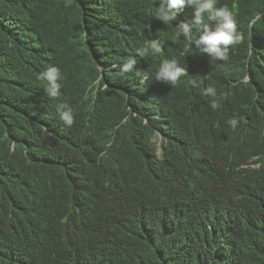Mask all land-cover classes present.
Instances as JSON below:
<instances>
[{
    "label": "clouds",
    "instance_id": "1",
    "mask_svg": "<svg viewBox=\"0 0 264 264\" xmlns=\"http://www.w3.org/2000/svg\"><path fill=\"white\" fill-rule=\"evenodd\" d=\"M189 8L193 10L194 22L178 16ZM148 11L153 20H161L169 26L178 23V29L166 28L159 35L146 36L145 22L137 18L134 28L122 31L106 55L100 52L94 55L96 65L84 64L79 68L70 88L77 96L76 105L91 110L84 113L86 123L78 122L76 105L61 101L38 106L29 113L27 124L19 127L25 128L20 136L27 140H20L16 129H12L14 136L9 140L0 132V137L3 136L0 162L10 160L13 163L0 167L13 166L18 170V173L12 171V176L0 174V264H74L81 259L79 253L83 254L82 244L75 238L88 239L92 244L100 241L111 253L127 252L131 239L123 233L131 234L132 223L120 202L122 187L114 188L111 176L122 181L125 172L136 171L148 183L152 175L157 174L171 186L200 190L211 171L209 154L202 142L205 131L223 133L231 127L235 129L238 124H259L264 139V105L261 103V95L264 94V39L256 64L263 72L262 77L251 81L249 62L254 53L251 30L248 35V73L237 81L226 63L246 36L237 30L234 13L226 5L219 6L217 0H155V6ZM197 26L201 30L198 38L192 31ZM84 35L89 43L87 29ZM179 35L187 43H194L197 49L189 44L178 45L176 39ZM104 60L109 66L106 74L111 76L110 80L105 76ZM220 68H227L230 79H219L217 72ZM38 79L45 81V93L49 98L61 95L64 82L59 67L46 68ZM241 82L247 86L238 90L237 85ZM16 84L17 80H13L10 86L12 93L16 92ZM152 100L155 102L153 106ZM98 103L103 108H98ZM176 104L181 107L178 108L176 124H173ZM253 108H257V113L247 111ZM101 113L105 116L95 122ZM162 114L166 116L163 118ZM123 117L124 120L116 122ZM49 121L54 125L51 126ZM38 126L49 130L44 140L51 135V143L44 147L40 139L42 131L37 137L35 133H29L40 130ZM62 128L66 132L59 133ZM183 128L188 129L184 131ZM253 130L257 132L255 128ZM106 136L112 141L106 147L112 145L115 153H98L100 161L95 163L86 147H101V139ZM59 137L63 139L62 152L55 154L52 143ZM165 141L170 146L158 149V144ZM196 150L198 152L194 153ZM149 152L151 154H147ZM29 154V160L40 157H35L37 161L30 164L22 158ZM64 160L69 164L66 165L69 172L71 164L78 167L77 178L71 176L69 180L61 181V173L55 174ZM135 161L142 162L139 169ZM262 163L258 161L243 167L255 169ZM37 166L46 174L45 177L34 174L29 177L27 172L24 173V169ZM63 169L62 166L60 170ZM39 181L44 183L40 190L35 188ZM80 194L84 199H77ZM96 201H101V204ZM97 205L105 207L97 210ZM90 208L92 210H88ZM263 208L264 204L259 200L241 211L240 216H232L230 212L234 210L224 204L211 207V210L222 216L227 225L236 226L242 222L253 226L259 223ZM172 209L189 214L187 223L197 216L204 217L200 200H189L180 206L174 204ZM244 213H247V218L243 217ZM87 218L91 225L80 230ZM105 220L109 221V226L104 231L102 223ZM21 228L33 230V236L23 237ZM235 232L238 237L246 236L245 242L256 236V230ZM91 246L85 244L84 247Z\"/></svg>",
    "mask_w": 264,
    "mask_h": 264
},
{
    "label": "trees",
    "instance_id": "2",
    "mask_svg": "<svg viewBox=\"0 0 264 264\" xmlns=\"http://www.w3.org/2000/svg\"><path fill=\"white\" fill-rule=\"evenodd\" d=\"M217 4L232 10L237 30L246 36L236 52L231 53L226 67L237 81L247 75L248 35L252 30L254 53L249 62L250 75L252 82L259 79L263 72L256 64L264 39V0H217ZM154 6L155 0H0V132L6 134L9 140L13 137L10 131L12 125L15 126L14 123L19 120V126L15 127L25 126L29 113L38 106L61 101L76 105L77 96L70 86L79 68L84 64L96 65L94 55L97 52L106 55L122 31L134 28L137 18L145 22L146 36L159 35L166 28H177L178 23L169 26L161 20H153L148 10ZM186 15L187 19H192L193 10L187 9ZM178 16L181 17L180 13ZM85 29L88 30L89 43L84 35ZM199 29L197 26L192 31L195 35L197 32L201 34ZM176 43L189 44L182 35L178 36ZM189 45L197 49L194 43ZM103 63L105 76L110 80L111 76L106 74L109 71L107 60ZM50 66L61 69L64 82L61 95L55 99L46 95L45 81L38 79L39 74ZM227 68L218 70L219 79H230ZM13 80H17L15 93L10 90ZM246 86L241 82L237 89ZM261 103L264 105V94L261 95ZM99 107L103 108L102 104L98 103ZM179 107L180 104L175 105L173 124L179 116ZM74 108L79 114L78 122L86 123L84 113L88 114L91 110ZM247 111L257 113L258 110ZM104 116L99 114L95 122ZM124 119L119 118L116 122ZM2 139L3 136L0 141ZM202 142L208 151L211 168L202 189L174 187L157 174L145 183L139 172H125L120 202L125 204L123 207L132 223L131 234L123 233L131 239L127 252L111 253L100 241L92 244L88 239L75 238L82 244L83 254L79 253L81 259L74 264H264V208L259 223L253 226L242 222L236 226L227 225L222 216L211 210V207L224 204L241 212L250 208L253 202L260 200L264 204V139L261 126L238 124L235 129L231 127L223 133L205 131ZM210 147L216 148L217 154H213ZM22 158L30 164L34 163L29 156ZM258 161L263 162L259 168L243 167ZM6 162L12 164L10 160ZM24 172L28 176H46L38 166L24 169ZM58 173L62 175L61 181L71 177L67 169ZM43 185L39 181L35 188L40 190ZM31 192L35 193L34 190ZM189 200L201 201L204 217L197 216L187 223L189 214L171 208ZM108 226L109 221L105 220L103 230H107ZM240 229L246 232L256 230V236L247 242L246 236L232 237V233ZM22 235L29 238L33 236V230H25ZM85 244L92 246L85 248Z\"/></svg>",
    "mask_w": 264,
    "mask_h": 264
},
{
    "label": "bare ground",
    "instance_id": "3",
    "mask_svg": "<svg viewBox=\"0 0 264 264\" xmlns=\"http://www.w3.org/2000/svg\"><path fill=\"white\" fill-rule=\"evenodd\" d=\"M180 15L181 16H183V17H187V15H186V12L184 11V13L183 14H181L180 13ZM192 21L194 22V18H192ZM200 35V33H196V36H197V38H198V36ZM210 74H208V76H209ZM211 78H212V76H211ZM210 80H212V79H210ZM114 84H116V85H118V86H124V85H120V84H118V83H114ZM125 87V86H124ZM123 87V88H124ZM181 88V87H180ZM182 89H184L185 90V88H182ZM78 98H80V97H78ZM153 105H155V102H154V100H152V106ZM77 107H79V105H76ZM26 108H27V106H26ZM200 108H202V104L200 105ZM163 118L166 116L165 114H162L161 115ZM37 118V117H36ZM44 119H45V117H44ZM44 119H43V121H44ZM35 121V120H34ZM164 121V120H163ZM38 122H39V120H38ZM41 122V121H40ZM50 122V121H49ZM15 124V126H19V120L17 121V122H15L14 123ZM50 124H51V126H53L54 124L53 123H51L50 122ZM194 125V124H193ZM14 125H12V128H14V129H16V134H18L19 135V139L20 140H27V139H25V138H23V137H21L20 136V134L23 132V130L25 129V128H16ZM12 128H10V131H11V133L13 134V136H14V132L12 131ZM38 129H40V130H36L35 132H29L30 134H36V137H37V134H39V131H42V133H43V136H41V140H42V142H43V147L44 146H46V145H48V144H50L51 142H50V138H51V135H49L48 137H47V139L46 140H44V136L46 135V134H48V131L49 130H47V129H45L43 126H38ZM163 129H166V127L165 128H163ZM184 129V131L185 130H187L188 128H183ZM63 130H65L64 128H62L61 130H60V132L59 133H61V132H66V131H63ZM67 134H65V136H66ZM64 137V136H63ZM107 137V139H101V141H102V146L101 147H97L96 145H92V148H90V147H86V149H87V152L89 153V155H90V157L91 156H93V158H92V160L96 163L97 161H100V157H97L98 156V153H100L101 155H103V154H105L106 152H110V153H115V148H113L112 147V145L111 146H109V147H106L110 142H112L111 141V139H110V137L109 136H106ZM63 139H62V137H59L58 139H56L55 141H54V143H52V149H53V151H54V153L55 154H58V153H61L62 152V148H61V141H62ZM79 145V144H78ZM78 145H75V147H78ZM165 145L167 146V147H169L170 145L169 144H167V142L165 141V142H163V143H159L158 144V149H162L163 147H165ZM81 148H83V146L81 147ZM209 150L213 153V154H217V150H216V148H213V147H210L209 148ZM35 152V151H34ZM34 152H31V154H33L34 155ZM198 152V150H196V151H194V153H197ZM147 154H151L150 152L149 153H147ZM16 156H18V154H15ZM29 157H30V154L28 155ZM191 156V155H190ZM202 156H203V154L201 153V155H199V158H200V161L202 160ZM35 157H40V156H35ZM33 158L31 161L32 162H36L37 160H35V159H37V158ZM87 159V158H86ZM52 160H55V157H53L52 158ZM60 160H63V159H60ZM63 162V161H62ZM64 162H65V160H64ZM116 162V161H115ZM9 165L10 163H8V162H2V163H0V165ZM68 163L67 162H65V163H63V164H59V167H58V169H57V173L58 172H60L61 170H60V168L63 166V168L64 169H67V170H69L68 168H67V165ZM134 164H136V166L138 167V169L140 168V165L142 164V162H139V161H137V162H135ZM150 164H152V160H150ZM12 165H13V163H12ZM69 165V164H68ZM207 165V164H206ZM51 168H53V165L51 166ZM76 169H78V167L75 165V164H71V167H70V171L71 172H69V175L70 176H73L74 178H77V176H78V172L76 171ZM141 170V169H140ZM12 171H14L15 173H18V170H16L13 166H11V167H7V168H4V167H0V174H7L8 176H12V175H14L13 173L12 174H10ZM206 172H207V169H206ZM25 173V172H24ZM29 174H31V173H29ZM23 175H26V174H23ZM31 175H33V174H31ZM28 176V175H27ZM145 176L146 177H148V175H147V173H145ZM30 177V176H29ZM1 176H0V181H1ZM111 180L114 182V184H113V187L114 188H119V187H122L123 186V181H119V179L118 178H115V177H112L111 176ZM20 182V181H19ZM69 189H70V187H69ZM84 190V189H83ZM125 189H124V193H125ZM116 193H119V192H116ZM92 197H93V199H94V197H95V194H93L92 195ZM78 198H82V199H84V197H82V195L80 194L78 197H77V199ZM97 203H99V204H101V201H96ZM125 205V204H124ZM123 205V206H124ZM81 206H84V208L86 207V205H83V204H81ZM105 206H102V205H97V206H95V208L97 209V210H99V209H101V208H104ZM165 209H168V207H164ZM14 210H15V207L13 208ZM78 210L79 209H76V212H78ZM88 210H92L91 208L90 209H88ZM232 215H237V216H240V214H241V212H238V211H231L230 212ZM76 215H77V213H76ZM243 217L244 218H247V213H244V215H243ZM89 218V217H88ZM88 218L86 219V223L80 228V230H86L91 224L88 222ZM175 232V231H174ZM236 233L237 232H233L232 233V237H236ZM211 234V233H210ZM11 236H13V234L11 235ZM36 242H38V241H36ZM24 263V262H23Z\"/></svg>",
    "mask_w": 264,
    "mask_h": 264
},
{
    "label": "water",
    "instance_id": "4",
    "mask_svg": "<svg viewBox=\"0 0 264 264\" xmlns=\"http://www.w3.org/2000/svg\"><path fill=\"white\" fill-rule=\"evenodd\" d=\"M25 228H21L20 231H24ZM19 240L21 241V238L19 237ZM24 240V239H23Z\"/></svg>",
    "mask_w": 264,
    "mask_h": 264
}]
</instances>
